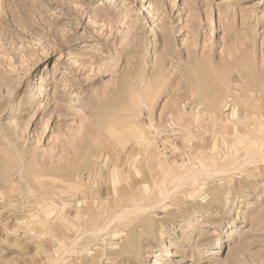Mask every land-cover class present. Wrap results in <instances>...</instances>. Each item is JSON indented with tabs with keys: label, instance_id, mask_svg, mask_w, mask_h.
<instances>
[{
	"label": "rangeland",
	"instance_id": "374dc122",
	"mask_svg": "<svg viewBox=\"0 0 264 264\" xmlns=\"http://www.w3.org/2000/svg\"><path fill=\"white\" fill-rule=\"evenodd\" d=\"M262 117L264 0H0V264H264Z\"/></svg>",
	"mask_w": 264,
	"mask_h": 264
},
{
	"label": "bare ground",
	"instance_id": "6f19581e",
	"mask_svg": "<svg viewBox=\"0 0 264 264\" xmlns=\"http://www.w3.org/2000/svg\"><path fill=\"white\" fill-rule=\"evenodd\" d=\"M243 104H244V102H243ZM246 105H247V104H246ZM246 105H245V106H246ZM252 105H253V104H252ZM245 106H244V107H245ZM248 106H249V105H248ZM241 108H242V107H241ZM253 108H254V107H253ZM251 110H252V108H251ZM242 112H243V111H242ZM242 112H241V113H242ZM221 113H222V112H221ZM236 114H237V113H236ZM250 114H251V113H250ZM259 114H260V113H259ZM195 115H196V114H195ZM219 115H220V114H218V116H219ZM252 115H253V114H252ZM252 115H250V116H252ZM199 116H200V115H199ZM225 116H226V115H225ZM196 117H197V116H196ZM255 117H256V115H255ZM201 118H202V117H201ZM215 118H216V120H217L218 117H215ZM220 118H221V117H220ZM225 118H226V117H225ZM243 118H244V117H243ZM249 118H250V117H249ZM249 118H248L247 120H249ZM262 118H264V117H262ZM218 119H219V118H218ZM235 119H236V118H235ZM238 119H239V118H238ZM250 119H254V117H253V118H250ZM240 120H242V118H240ZM247 120H246V121H247ZM200 121H201V120H200ZM218 121H220V120H218ZM225 121H226V120H225ZM230 121H231V120H230ZM244 121H245V120H243V122H244ZM252 121H253V120H252ZM197 122H199V120H198ZM222 122H223V121H222ZM231 122H232V121H231ZM239 122H240V121H239ZM232 123H235V121L232 122ZM232 123H231V124H232ZM237 123H238V122H237ZM128 124H129V123H128ZM235 124H236V123H235ZM238 124H239V123H238ZM238 124H236V125H238ZM232 125H233V124H232ZM220 127H221V126H220ZM236 127H238V126H236ZM263 128H264V127H263ZM261 130H262V129H261ZM263 130H264V129H263ZM127 131H128L130 134H134L135 131H137V132H139L140 135H143L141 129L135 128V127H133V126H132V127H128V128H127ZM195 131H196V130H195ZM245 131H246V130H245ZM217 132H218V131H217ZM219 132H220V131H219ZM219 132H218V133H219ZM241 132H242V131H241ZM126 133H127V132H126ZM189 133H190V132H189ZM127 134H128V133H127ZM127 134H126V135H127ZM137 134H138V133H137ZM183 134H184V133H183ZM215 134H216V133H215ZM226 134H227V133H226ZM226 134H225V135H226ZM243 134H244V132H243ZM243 134H242V136L245 137V135H243ZM134 135H135V134H134ZM188 135H189V134H188ZM195 135H196V134H195ZM237 135H238V134H237ZM129 136H130V135H129ZM164 136H165V135H164ZM189 136H190V135H189ZM234 136H235V135H234ZM239 136H240V135H239ZM251 136H252V135H251ZM253 136H255V135H253ZM131 137H132V135H131ZM131 137H130V138H131ZM137 137H138V136H137ZM141 137H142V136H141ZM185 137H187V136H185ZM191 137H192V136H191ZM195 137H196V136H195ZM248 137H250V136H248ZM115 138H116V137H115ZM132 138H134V137H132ZM246 138H247V137H246ZM254 138H255V137H254ZM116 139H117V138H116ZM141 139H143V138H141ZM145 139H146V137H145ZM145 139H144V140H145ZM166 139H167V138H166ZM239 139H240V138H239ZM244 139H245V138H244ZM249 139H252V138H249ZM113 140H114V139H113ZM125 140H126V139H125ZM133 140H135V139H133ZM133 140H132V141H133ZM147 141H149V140H147ZM147 141H144V143L147 142ZM240 141H241V140H240ZM251 141H252V140H251ZM141 142H142V141H141ZM238 142H239V141H238ZM149 143H150V141H149ZM129 144H130V143H129ZM141 144H142V143H141ZM235 144H236V143H235ZM100 145H101V144H100ZM243 145H244V144H243ZM155 150H156V149H155ZM144 152H145V151H144ZM156 152L159 153L157 150H156ZM119 153H120V152H119ZM121 153H122V151H121ZM123 153H124V152H123ZM159 154H160V153H159ZM104 155H105V154H104ZM88 158H89V157H88ZM92 158H93V157H92ZM103 158H104V157H103ZM155 158H156V157H155ZM79 159H80V158H79ZM95 159H98V160H99V158H95ZM86 160H87V159H86ZM88 160H89V159H88ZM150 160H151V159H150ZM187 160H188V159H187ZM84 161H85V160H84ZM84 161H83V162H84ZM91 161H92V159H91ZM117 161H118V160H117ZM94 163H96V160H95ZM104 163H105V162H104ZM83 164H84V163H83ZM102 164H103V163H102ZM203 164H204V163H203ZM98 165H99V164H98ZM150 165H151V164H150ZM82 166H83V165H82ZM99 166H100V165H99ZM110 166H111V165H110ZM146 166H147V165H146ZM96 168H97V167H96ZM78 169H79V168H78ZM108 169H109V168H108ZM115 169H116V167H115ZM163 169H164V168H163ZM109 171H110V169H109ZM125 171H126V170H125ZM73 172H75V171H73ZM77 172H78V171H77ZM77 172H76V173H77ZM96 172H97V171H96ZM113 172H114V171H113ZM78 173L80 174V172H78ZM78 173H77V174H78ZM97 173H98V172H97ZM108 173H109V172H108ZM109 174H110V173H109ZM166 174H167V173H166ZM192 174L194 175L195 173L192 172L191 175H192ZM98 175H99V173H98ZM112 175H113V174H112ZM119 175H120V174H119ZM124 175H125V174H124ZM191 175H190V178H193ZM195 175H196V174H195ZM195 175H194V176H195ZM121 176H122V173H121ZM98 177H99V176H98ZM123 177H124V176H123ZM87 178H88V177H87ZM110 178H111V177H110ZM110 178H109V179H110ZM117 178H118V177H117ZM125 178H126V177H125ZM163 178H164V177H163ZM80 179H81V178H80ZM118 179H119V178H118ZM122 180H123V179H122ZM126 180H127V179H126ZM93 181H94V180H93ZM97 181H98V180H97ZM152 181H153V180H152ZM179 182H180V181H179ZM120 183H121V182H120ZM120 183H119V184H120ZM151 183H152V182H151ZM96 184H97V183H96ZM117 185H118V184H117ZM92 188H93V187H92ZM89 189H90V188H89ZM95 190H96V189H95ZM58 191H59V190H58ZM66 191H67V190H66ZM131 191H132V190H131ZM148 191H149V190H148ZM160 191H161V189H160ZM82 192H83V191H82ZM132 192H133V191H132ZM132 192H130V193H132ZM161 192L164 193L163 190H162ZM65 193H66V192H65ZM79 193H81V192H79ZM115 193H116V192H115ZM147 193H148V192H147ZM75 194H76V193H75ZM142 194H143V193H142ZM71 195H72V194H71ZM80 195H81V194H80ZM85 195H86V194H85ZM72 196H73V195H72ZM115 196H116V194H115ZM145 196H146V195H145ZM159 196H161V195H159ZM70 197H71V196L69 195V199H70ZM126 197H127V196H126ZM148 197H149V195H148ZM163 197H165V196H163ZM84 198H85V197H84ZM117 198H118V197H117ZM128 198H129V197H128ZM67 199H68V198H67ZM98 199H99V198H98ZM62 200H63V199H62ZM72 200H73V199H72ZM81 200H82V199H81ZM113 200H114V199H113ZM124 200H125V199H124ZM117 201L119 202V200H117ZM144 201H145V200H144ZM160 201H161V200H160ZM72 202H74V201H72ZM86 202H87V201H86ZM123 202H124V201H123ZM123 202H122V203H123ZM128 203H129V202H128ZM69 204H70V203H69ZM120 204H121V203H120ZM108 205H109V204H108ZM121 205H123V204H121ZM160 205H161V204H160ZM87 206H88V204H87ZM89 207H90V206H89ZM101 207H102V206H101ZM126 207H127V206H126ZM129 207H131V206H129ZM127 208H128V207H127ZM94 210H96V209H94ZM78 211H79V210H78ZM129 211H130V210H129ZM111 212H112V210H111ZM111 212H110V213H111ZM127 212H128V211H127ZM50 213H51V212H50ZM50 213H49V214H50ZM98 213H99V212H98ZM102 214H103V213H102ZM136 214H137V213H136ZM108 215H109V214H108ZM148 215H149V214H148ZM152 215H154V214H152ZM115 217H116V216H115ZM63 218H64V217H63ZM67 218H68V217H67ZM106 218H108V217H106ZM99 219H100V218H99ZM101 219H102V217H101ZM113 219L115 220V218H113ZM113 219H111V217H110V220H113ZM62 220H63V219H62ZM65 220L68 221L67 219H65ZM33 221H34V220H33ZM37 221H38V220H37ZM102 221H103V220H102ZM107 221H108V220H107ZM107 221H104V222H107ZM34 222H35V221H34ZM38 222H39V221H38ZM108 222H109V221H108ZM135 222H136V221H135ZM71 224H72V223H71ZM103 224H104V223H103ZM79 226H80V225H79ZM100 226L103 227L102 225H100ZM100 226H99V227H100ZM82 227H83V226H82ZM82 227H81V229H83ZM99 227H96V228H99ZM101 227H100V228H101ZM106 227H107V225H106ZM94 228H95V227H94ZM100 228H99V229H100ZM76 229H77V228H76ZM81 229H80V231H81ZM99 229H97V230H99ZM103 229H104V227H103ZM86 230H87V229H86ZM88 230H89V228H88ZM91 230H92V228H91ZM95 230H96V229H95ZM95 230H94V231H95ZM83 231H84V230H83ZM89 231H90V230H89ZM94 231H91V233L94 234ZM101 231H102V228H101L100 232H101ZM40 232H41V231H40ZM40 232H39V233H40ZM85 232H86V231H85ZM79 233H80V232H79ZM33 234H34V233H33ZM101 239H102V238H101ZM115 250H116V249H115ZM117 261H118V260H117Z\"/></svg>",
	"mask_w": 264,
	"mask_h": 264
}]
</instances>
